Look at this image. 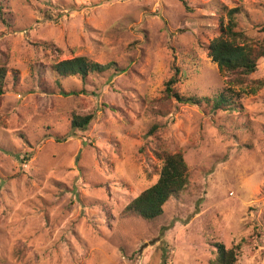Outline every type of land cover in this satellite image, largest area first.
<instances>
[{
  "label": "rangeland",
  "instance_id": "374dc122",
  "mask_svg": "<svg viewBox=\"0 0 264 264\" xmlns=\"http://www.w3.org/2000/svg\"><path fill=\"white\" fill-rule=\"evenodd\" d=\"M0 4V264H212L215 243L264 264V88L234 86V112L177 104L163 118L150 106L175 68L180 94L224 93L207 47L235 8L239 30L264 39V0ZM73 57L122 71L59 88L51 65ZM250 79L264 80V60ZM81 90L93 94H63ZM158 150L184 152L188 187L158 221L120 219L159 178Z\"/></svg>",
  "mask_w": 264,
  "mask_h": 264
},
{
  "label": "trees",
  "instance_id": "16d2710c",
  "mask_svg": "<svg viewBox=\"0 0 264 264\" xmlns=\"http://www.w3.org/2000/svg\"><path fill=\"white\" fill-rule=\"evenodd\" d=\"M0 4V18H4ZM226 11V10H225ZM229 24L223 35L215 37L207 47L209 57L217 64L220 73L228 79V86L224 93L216 94L213 98L197 99L180 94L176 85L180 82L179 69L175 68L174 75L166 83L165 91L161 98L150 100V106L158 110V114L166 118L177 104L189 105L202 108L206 112L219 113L221 111L234 112L233 97H239L234 86L240 89L255 86L256 90L264 88V80L253 82L250 77L257 72L259 63L264 60V39L253 41L250 35L239 30L238 16L241 14L239 8L227 10ZM110 71L121 72L115 64H100L92 62L86 57H73L56 61L51 65V73L55 84L59 88L67 80H80L84 85L89 84L90 78ZM6 69H0V96L5 93ZM227 92V95L225 93ZM64 95L93 94L85 90L72 91ZM116 110V109H115ZM157 115V116H159ZM94 118L95 113L87 115H73L71 126L73 130L86 131ZM160 123H155L149 134L156 132ZM155 158L160 166H155L158 174L156 182L144 190L133 202L126 205L121 211L120 219H141L147 222L160 220L164 216V206L173 198H180L181 194L189 185V168L183 151L171 153L165 150L154 151ZM216 250L215 259L212 264H237L238 253L236 248L227 249L222 243L213 245Z\"/></svg>",
  "mask_w": 264,
  "mask_h": 264
},
{
  "label": "built area",
  "instance_id": "2783aa9c",
  "mask_svg": "<svg viewBox=\"0 0 264 264\" xmlns=\"http://www.w3.org/2000/svg\"><path fill=\"white\" fill-rule=\"evenodd\" d=\"M234 195V193H231V196H233Z\"/></svg>",
  "mask_w": 264,
  "mask_h": 264
}]
</instances>
